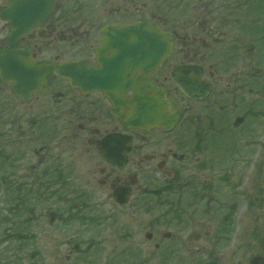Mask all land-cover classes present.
Returning a JSON list of instances; mask_svg holds the SVG:
<instances>
[{"label": "flooded vegetation", "instance_id": "1", "mask_svg": "<svg viewBox=\"0 0 264 264\" xmlns=\"http://www.w3.org/2000/svg\"><path fill=\"white\" fill-rule=\"evenodd\" d=\"M2 23L0 50L11 47L10 25ZM154 26L171 40L157 66L149 46ZM12 41L14 49L28 51L32 59L82 61L88 73H105L93 72L100 78L146 80L139 82L144 86L150 79L164 93L166 126L139 129L125 125L113 110L132 111L135 90L125 84L118 102L105 92H116L115 87L82 91L57 74L28 99L12 92L43 110L55 134L68 140L62 151L88 161L84 171L75 168L85 187L104 191L114 203L115 194L129 192L123 207L145 208L147 200L133 199L138 193L183 191L190 177L208 176L204 155L213 132L190 133L197 118L217 105V92L238 100L256 93L259 109L264 103V0H53L47 20ZM188 85L195 96L187 94ZM4 87L12 91L11 85ZM145 92L153 98V92ZM203 185L213 189L212 183Z\"/></svg>", "mask_w": 264, "mask_h": 264}, {"label": "rangeland", "instance_id": "2", "mask_svg": "<svg viewBox=\"0 0 264 264\" xmlns=\"http://www.w3.org/2000/svg\"><path fill=\"white\" fill-rule=\"evenodd\" d=\"M255 94L238 100L217 92V105L190 133L213 132L204 155L208 176L187 183L186 175L185 191L138 193L133 199L148 203L137 208L85 187L77 171L88 161L62 151L68 140L55 134L43 110L0 82V264H247L264 256V103L259 109ZM207 182L211 204L190 191L204 194ZM37 185L46 189L35 191ZM195 233L199 240L189 238Z\"/></svg>", "mask_w": 264, "mask_h": 264}, {"label": "water", "instance_id": "3", "mask_svg": "<svg viewBox=\"0 0 264 264\" xmlns=\"http://www.w3.org/2000/svg\"><path fill=\"white\" fill-rule=\"evenodd\" d=\"M52 6L53 0H11L9 6L0 11L2 19L10 22L11 35L7 39L8 42L13 45L12 38L22 35L30 28L46 21ZM153 34V42L149 43V46H152L150 48L153 49L154 65L156 66L169 53L171 43L168 36L156 26L153 27ZM110 63L116 64L114 61ZM88 72L82 61L57 64L48 60H33L28 51L14 48L0 51V78L5 83H12L14 92L19 96L27 97L33 90L43 86L54 73L67 77L73 87L81 90L86 88L105 90V86L115 87L116 92L112 91L111 93L108 90L105 92L116 102L121 96L119 95L121 84H125L126 88L135 90V96L132 99L134 103L133 113H128L126 116L119 108L114 109V112H117L129 126L144 128L148 123L163 125L159 122L165 118L164 104L162 103L163 94L152 85L150 80L147 81L149 82V89L153 92L154 97L152 99L150 94L146 95L145 87L137 86L139 82H146V80L105 79L98 77L105 74H99V70ZM93 72L98 76L93 75ZM174 78L177 83L180 82L177 77ZM188 83L191 84L189 81ZM190 88L189 86L186 90L194 96ZM124 201L126 202V199ZM124 201L120 202L124 204ZM249 264H264V258L255 257Z\"/></svg>", "mask_w": 264, "mask_h": 264}]
</instances>
